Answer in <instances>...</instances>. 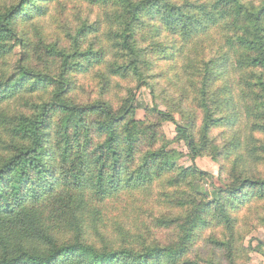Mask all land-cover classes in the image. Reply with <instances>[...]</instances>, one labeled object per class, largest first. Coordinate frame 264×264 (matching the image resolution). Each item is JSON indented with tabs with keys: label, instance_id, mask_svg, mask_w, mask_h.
Masks as SVG:
<instances>
[{
	"label": "trees",
	"instance_id": "16d2710c",
	"mask_svg": "<svg viewBox=\"0 0 264 264\" xmlns=\"http://www.w3.org/2000/svg\"><path fill=\"white\" fill-rule=\"evenodd\" d=\"M259 229L264 0H0V264H249Z\"/></svg>",
	"mask_w": 264,
	"mask_h": 264
},
{
	"label": "rangeland",
	"instance_id": "374dc122",
	"mask_svg": "<svg viewBox=\"0 0 264 264\" xmlns=\"http://www.w3.org/2000/svg\"><path fill=\"white\" fill-rule=\"evenodd\" d=\"M162 65H163V67L159 69L160 72L162 69H164L166 67V64L164 62L161 64V66ZM159 70H156L155 74L157 72H159ZM92 80H93V78L91 76H86V77L82 76V77L78 78L79 84H81L83 86V89H84L83 91H81V94L83 96H86L87 94H89L91 97L97 96L96 95V93H97L96 84ZM162 86H164V83L162 81H160L159 87H162ZM159 87L155 86V88H159ZM126 88H129L128 85L122 83V90L124 91ZM115 94L118 95L121 93L116 91ZM135 94L137 97L138 104H141V105H151L152 104L153 100H152L151 93H150L148 88L143 87V88L139 89L138 91H136ZM135 117H136V119L142 120L144 117V111L142 109H138L136 111ZM175 120L178 124H181V125L184 124V122L181 121V118L176 114H175ZM162 128H163V131H164L167 139L170 141H173L174 138L176 137L175 126L173 124H170V123H165ZM171 148L176 150V151L181 152L185 156V157L183 156V158L178 161V163L180 165H182L184 167L191 166L192 163L190 160H188V158L186 156L187 151H186V148L182 142L173 141ZM194 164L200 170L207 172V173L213 175L214 177H217L219 166L216 163L212 162L210 157L204 156V157L197 158L194 161ZM204 188H206V186ZM256 238L260 239V240H262L264 238V230L263 229H259L258 231H255L250 237L247 238L246 243H248L250 241V239H256ZM249 264H264V261L259 255L251 254Z\"/></svg>",
	"mask_w": 264,
	"mask_h": 264
}]
</instances>
